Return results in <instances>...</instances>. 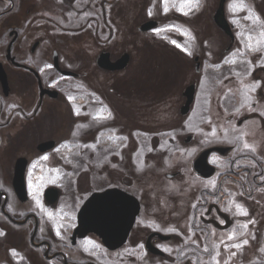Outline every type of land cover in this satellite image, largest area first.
I'll use <instances>...</instances> for the list:
<instances>
[{
  "label": "rangeland",
  "instance_id": "rangeland-1",
  "mask_svg": "<svg viewBox=\"0 0 264 264\" xmlns=\"http://www.w3.org/2000/svg\"><path fill=\"white\" fill-rule=\"evenodd\" d=\"M23 1L17 3V12L9 14L22 17L27 5L35 7L32 18L26 19L28 35L23 36L22 48L40 38L43 56L57 45L79 74L69 81L72 93L63 92L68 104L75 99V120L71 129L67 127V102L59 103V114L51 111L58 116L61 132L69 130L61 138L62 144L42 157L29 152L35 142L49 136L42 128L39 139L6 138L17 130L13 125L0 130V185L5 188L4 172L23 156L34 168L31 172L35 166H45L46 176L40 185H57L55 179L60 176L56 174L74 181V192L65 188L62 199L75 208L93 191L118 188L129 192L140 200L142 215L128 244L145 241L151 230L144 222L154 219L162 228L180 229L183 238L190 240L194 236L191 212L205 200L213 203L214 193L234 224L227 232H218L200 222V226L214 228L215 243L195 235L191 244L200 248V253L189 252L190 257H197L200 264H264V45L259 43L264 32V0L225 1L224 16L233 26V42L213 26L211 16L219 0H199L191 9L184 6L187 0H104V18L97 9L65 10L47 0ZM241 2L245 5L242 10L233 9L234 3ZM85 11L98 18L99 27L92 22L76 30L81 28ZM246 17H258L260 22ZM149 21L158 26L149 32L139 31ZM56 27L64 32L48 30ZM2 34L0 25V45L7 41ZM47 34L54 35L48 40ZM79 50L87 56L82 57ZM102 50L112 61L128 54L127 68L116 72L99 69L94 61ZM82 58L89 61L86 69L82 68ZM189 86L195 88L194 103L190 113L181 115L183 93ZM14 89L9 100L0 97V115L8 104L18 105L25 97ZM50 108L45 107L42 114ZM15 116L12 120L17 124L23 121L20 114ZM188 136L191 139L185 142ZM18 142L25 150L15 155ZM213 147L229 151L209 157L216 171L212 178L203 180L194 173L192 163L202 151ZM260 173L263 176L254 180ZM33 198L27 210L35 209L39 193ZM10 207L12 211L23 210L14 202ZM43 216L40 235L54 242L53 225L48 222L49 227ZM203 217L223 223L214 213ZM24 228L7 224L0 216V264H51L41 261L37 251L19 248L16 252L6 244ZM125 248L123 251L130 250L129 245ZM127 264H153V260L143 255L137 263Z\"/></svg>",
  "mask_w": 264,
  "mask_h": 264
},
{
  "label": "flooded vegetation",
  "instance_id": "flooded-vegetation-1",
  "mask_svg": "<svg viewBox=\"0 0 264 264\" xmlns=\"http://www.w3.org/2000/svg\"><path fill=\"white\" fill-rule=\"evenodd\" d=\"M47 1H50L52 4L54 3L59 7L61 6L65 10H75V8H81L82 10H90V8L93 10L97 9L101 11V16L104 18V0ZM0 3L3 4L0 6V25L3 29V39L7 40L6 43L0 45V73L4 79V82L0 80V97L2 101L9 100L11 98L10 96L15 91V87L18 88L16 91H19V94L25 96L24 98H20V101L22 100L20 104H8V108L3 110V115H0V130L13 125L14 127L17 126V130L14 131V134L8 133L6 138H13L14 136L15 139H25L28 137L39 139L42 128L43 132L49 134V136L45 139H39L32 146V150L29 151L31 153L35 152L37 157L42 154L40 151L41 145L52 142L53 146L51 151H53L56 147H58L59 144H62L60 141L61 138L66 137L68 135L67 131L69 128H72L74 124L73 121L75 120V112L73 109L75 106V99L71 100L72 104H68L63 92L68 90V92L72 93L73 88L68 87L70 84L69 81L73 82L74 79L79 77V74L75 73V71L71 69L72 65L61 55L60 49L57 47V45L53 46L49 53L44 54L43 56L40 55L41 48L43 46V40L40 38L34 39L30 44H28L26 49L22 48V44H24L28 35L26 32L29 27V21L26 19L29 20L32 18V13L35 8L34 5H27L24 9V14L22 17H19L17 14H9L13 10L18 11L19 8H17V3H24V1L20 2V0H0ZM82 17L84 18L81 19V28L76 30L85 29L92 22H95L97 27L100 26V24H98V18H96V16H92L91 13L86 14L85 11ZM23 18H25V20H23ZM38 20L33 27L37 25L39 22ZM45 20H47V22L52 21L50 18H46ZM73 23L74 22L72 21L71 24ZM231 27L233 29V26ZM48 30L54 33L57 32L56 30L64 32V29L59 27L49 28ZM96 32L98 33V31ZM53 35L47 34L46 38L50 40ZM23 36H26V38L23 39ZM98 36L99 35H97V37ZM79 52L81 53L82 57L87 56L84 50H79ZM103 55L104 50L98 52L95 56L96 59L94 62L99 69V64H101V57ZM82 65L83 69L88 68V59L82 58ZM64 73L71 75H65ZM48 101L50 103H54V106L47 105V103H49ZM62 102H67L69 107L67 108L69 109L70 113V123L67 124V127L69 128L64 132H61L62 126L58 124V116H53L54 113L51 112L54 110L57 113L60 112L58 105L59 103L62 104ZM0 107V110L2 111L3 105H0ZM45 107L51 108L42 114ZM16 114H20L22 116V119L19 120L23 121H19V124L16 123L17 121L12 120L16 117ZM40 118H43V121ZM49 120L51 122H49ZM241 122L242 121H239V123ZM48 123L50 124L48 125ZM58 133L60 134L58 137H56ZM14 147L15 150L13 151V154L15 155L19 152V150H25V146L21 142L16 143ZM62 150L64 149L62 148L61 151ZM19 157L22 158L23 156ZM26 167L27 171L25 173V187L27 199L24 202L18 198L16 192L14 193L16 197L15 200L11 199V191L8 187L9 177L11 175V169H9L10 167L4 172V181L7 183V185L5 188L1 187L3 184L0 185V216L7 224L19 225L20 228H24L26 225L28 226L22 229L20 232H16L18 235L12 237L14 240H8L6 244H9L13 248L12 250L16 252L19 251V248H27L29 251H37L40 255L41 261L45 263L127 264L128 261H134L137 263L139 259H143L144 255L149 256L150 259L153 260V264H200L197 257L192 259L189 255V252L200 253V248H198V250L194 249V246L191 244L194 242V236L196 235L195 237L205 239V242H214L212 239V230L214 228L209 229V227L205 228L199 225L200 222L202 225H204L208 224L207 222L212 220L211 218H204L203 215L206 217H211V215L214 213L219 218L213 207H217L220 213L227 215L226 211H224L225 204H223L219 199L215 198V194L212 193L211 196H214L213 203L208 204L205 200V202L203 201L199 204V208H195V210L191 212L193 219L190 223L191 229L194 231L192 233L194 236H192L193 238L190 240L183 238V234H181L180 229L175 227L162 228L159 226L158 220L154 219L144 222V224L150 225L149 228L151 232L147 234L144 239L145 241L142 243L128 244V241H130L129 237L123 246L111 250L105 247L95 235H89L83 239L75 238L74 241H72V233L73 229L78 223L77 213L81 205H83L84 201L91 194L94 192L98 193L100 191H93L81 202L79 207L75 208L73 207V203L71 205L70 202L64 201L65 199H62L65 188H67V192H74V181L69 182L68 179H63V176L60 174H56L57 176H60L55 179V181H57V185H51L52 183L48 185L45 182L40 185V182L43 181L46 176L43 170L45 166H35L37 167L35 172H31L34 168L31 169L29 166ZM13 169L15 171V166H13ZM32 173L34 174L33 176L31 175ZM260 176H263V173H260L259 176H255L254 180H257L256 178H259ZM11 183L13 189V178ZM61 187L64 189L62 190ZM51 190L56 192V198L53 204L49 203L50 196H48V192ZM38 193L40 195V199L35 202V209L27 210V205H29L31 200L34 199L33 197L35 195L38 196ZM13 202L18 208L21 207L23 210L12 211L10 206H12ZM43 215L46 217L45 222L48 225V222H51L53 225L51 227L49 225V227L50 231L54 233V238H56L54 242H51L47 236L40 235V229L43 225ZM154 224L156 227L153 226ZM165 224L169 225L170 223L167 222ZM233 224L234 221L232 219V226ZM208 225L210 226V224ZM63 228H65V230ZM44 229H46V226ZM229 229L230 228L224 231H221L220 229L217 230L218 232H227ZM128 245L130 250L123 251ZM150 249H153L154 251L151 252Z\"/></svg>",
  "mask_w": 264,
  "mask_h": 264
},
{
  "label": "water",
  "instance_id": "water-1",
  "mask_svg": "<svg viewBox=\"0 0 264 264\" xmlns=\"http://www.w3.org/2000/svg\"><path fill=\"white\" fill-rule=\"evenodd\" d=\"M224 3L225 0H220L218 10L215 13V16L213 18L215 24L218 28L223 30L231 39V42H233V37L228 30L229 26L225 20L224 17ZM156 27L155 22H148L140 27V31L147 32L151 30L152 28ZM129 61L128 56H124L119 61L112 63L109 60V55H104V59L101 60V67L104 68V71L108 72H116L123 70L127 63ZM0 80L4 82L3 76L0 73ZM193 88H189L184 93V97L186 98L185 106L183 110H181L182 114H186L189 110V107L193 100ZM6 92V90H5ZM189 138L186 140L188 141ZM228 149L226 148H220V147H214L207 150H204L197 159L192 164L193 171L200 176L201 178L207 179L211 177L214 173V168L211 167L207 159L211 153H218L220 155H224ZM21 166L18 167V171L16 174V181H15V190L20 195L19 197H24V187H23V172H24V166L25 162L22 161ZM172 177V176H170ZM48 196L49 202L52 203L54 201V196L49 192ZM124 208L126 212V217L124 220V230L123 228L120 229L122 232L119 236V239L115 242H112L111 239L114 238L115 230L112 231L108 229L106 226L108 223L104 224V231L100 230V223L103 222L104 218H108L109 216H113L115 213L121 214V208ZM129 209L132 210V214L129 216ZM139 204L138 201L125 194L124 192L117 190V189H111L107 190L104 193L101 194H94L92 197L84 204L82 210L79 213V228L76 230V233L85 234L87 232H93L96 233L99 237L103 238L104 244L109 249H115L116 247L121 246L128 236L129 231L131 230L133 221L136 217V215L139 212ZM107 212V213H106ZM119 214H117L119 216ZM225 222L227 223L225 227H228L230 225V222H228V218L224 215H220ZM124 217L122 216V219ZM213 224L216 227H219L217 223L213 222ZM220 228V227H219ZM224 229V228H220Z\"/></svg>",
  "mask_w": 264,
  "mask_h": 264
},
{
  "label": "bare ground",
  "instance_id": "bare-ground-1",
  "mask_svg": "<svg viewBox=\"0 0 264 264\" xmlns=\"http://www.w3.org/2000/svg\"><path fill=\"white\" fill-rule=\"evenodd\" d=\"M214 13V12H213ZM212 15H214V14H212ZM212 17V16H211ZM212 22H213V20H212ZM213 26L215 27V24H214V22H213ZM233 37H234V34H233ZM234 40H235V38H234ZM126 67H127V65H126ZM125 69V68H124ZM123 69V70H124ZM195 89V88H194ZM194 99H195V90H194V96H193V101H192V104H191V106H190V109H189V113H190V110H191V107H192V105H193V103H194ZM13 165V164H12ZM26 166H28V165H26ZM26 171H27V167H26ZM14 173H15V171H14V169H13V166H11V172H10V177H9V184H8V187L10 188V195H11V199H14L15 200V195H14V193H15V191H13L14 190V187H13V189H12V183H11V181H12V178H14ZM175 175H172V178L174 177ZM7 180V179H6ZM4 183H6V182H4ZM6 185H7V183H6ZM2 188H3V185L1 186ZM106 189H109V188H106ZM104 190H105V188H104ZM103 190V191H104ZM103 191H100V192H98V193H101V192H103ZM95 193V192H94ZM125 194H130L129 192H127V193H125ZM138 203H139V207H140V214H139V216L138 217H140L141 216V212H142V205H141V203H140V200H138ZM121 208V207H120ZM132 210H130L129 209V216L132 214ZM107 213V212H106ZM117 214H119V213H115L113 216H109L108 218H104V220H103V222H104V224L105 223H108L107 224V228L108 229H110V230H114V229H117V231L114 233V238H112L111 239V241L112 242H115V241H117L118 239H119V236L121 235V231H120V229H122L123 228V230H124V220H125V217H126V212H125V210H124V208H121V214H119V216L117 215ZM122 216L124 217L123 219H122ZM136 218V220H135V224H134V226H133V228H132V230H131V232H130V235H129V237H131V235L135 232V228H136V226H137V223H138V220H139V218ZM138 219V220H137ZM136 225V226H135ZM134 230V231H133Z\"/></svg>",
  "mask_w": 264,
  "mask_h": 264
},
{
  "label": "snow or ice",
  "instance_id": "snow-or-ice-1",
  "mask_svg": "<svg viewBox=\"0 0 264 264\" xmlns=\"http://www.w3.org/2000/svg\"><path fill=\"white\" fill-rule=\"evenodd\" d=\"M198 3H199V0H187V3L184 6H187L191 9V8L197 7ZM232 7H233V9L239 8L242 10L245 7V5L242 2L239 4L234 3L232 5ZM165 11H167V8H165ZM185 14H187V13H185ZM246 19H252L253 23H259L260 22L258 17H246ZM260 38L261 39H260L259 43L264 45V32L260 33ZM178 47H179V45H178ZM253 50H255V49H253ZM44 159H46V157H44ZM237 207L239 208V205H237Z\"/></svg>",
  "mask_w": 264,
  "mask_h": 264
}]
</instances>
